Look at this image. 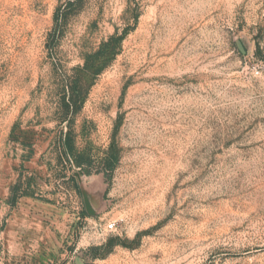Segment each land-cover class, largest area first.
Wrapping results in <instances>:
<instances>
[{
    "label": "rangeland",
    "instance_id": "1",
    "mask_svg": "<svg viewBox=\"0 0 264 264\" xmlns=\"http://www.w3.org/2000/svg\"><path fill=\"white\" fill-rule=\"evenodd\" d=\"M67 1L0 0V264H264V0Z\"/></svg>",
    "mask_w": 264,
    "mask_h": 264
},
{
    "label": "trees",
    "instance_id": "2",
    "mask_svg": "<svg viewBox=\"0 0 264 264\" xmlns=\"http://www.w3.org/2000/svg\"><path fill=\"white\" fill-rule=\"evenodd\" d=\"M76 1L77 0H68L63 10L57 11L55 15L56 21L63 18L67 14V11L71 10L76 4ZM121 38V36H110L107 41L101 43L96 52L87 55L83 66L75 68L73 78H68L67 81L63 83L59 95V123H65V131H61L59 137H65L62 143L63 146L67 147L68 153L72 154V164L80 167L81 173L86 175L90 174V170L84 169L82 166L83 154H73V141H71V137H74L72 125L75 115L82 108L86 97V91L82 80L86 81L103 70L106 64L116 55V50ZM58 161H62V158H58ZM72 179L74 180L73 176ZM18 183V185L11 189L13 193V197L11 198L12 206L15 205L18 197V187L22 184L20 178L18 179Z\"/></svg>",
    "mask_w": 264,
    "mask_h": 264
},
{
    "label": "built area",
    "instance_id": "3",
    "mask_svg": "<svg viewBox=\"0 0 264 264\" xmlns=\"http://www.w3.org/2000/svg\"><path fill=\"white\" fill-rule=\"evenodd\" d=\"M115 225H116L115 222H110V223H108V225H107V229L112 230V229L115 228Z\"/></svg>",
    "mask_w": 264,
    "mask_h": 264
}]
</instances>
